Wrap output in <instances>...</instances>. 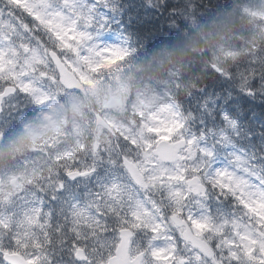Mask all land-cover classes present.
Instances as JSON below:
<instances>
[{
  "label": "clouds",
  "instance_id": "1",
  "mask_svg": "<svg viewBox=\"0 0 264 264\" xmlns=\"http://www.w3.org/2000/svg\"><path fill=\"white\" fill-rule=\"evenodd\" d=\"M0 264H264V0H0Z\"/></svg>",
  "mask_w": 264,
  "mask_h": 264
}]
</instances>
